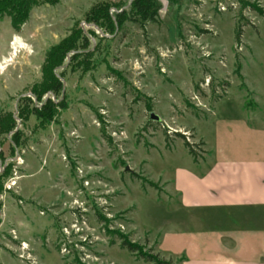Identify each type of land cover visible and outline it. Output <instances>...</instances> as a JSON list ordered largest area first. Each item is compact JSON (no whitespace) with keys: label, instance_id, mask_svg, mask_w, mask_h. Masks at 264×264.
<instances>
[{"label":"rangeland","instance_id":"374dc122","mask_svg":"<svg viewBox=\"0 0 264 264\" xmlns=\"http://www.w3.org/2000/svg\"><path fill=\"white\" fill-rule=\"evenodd\" d=\"M134 1L36 0L17 29L0 17V69L12 60L0 70V119L18 116L73 33L93 51L92 70L58 71L52 120H18L20 148L0 134V264H153L122 238L181 264L160 247L175 212L169 183L228 149L263 157L264 0H154L147 23ZM98 3L129 20L97 29L87 17Z\"/></svg>","mask_w":264,"mask_h":264},{"label":"crops","instance_id":"0c3cea01","mask_svg":"<svg viewBox=\"0 0 264 264\" xmlns=\"http://www.w3.org/2000/svg\"><path fill=\"white\" fill-rule=\"evenodd\" d=\"M244 150L228 149L201 173L183 171L169 183L175 212L163 252L181 264H264V155Z\"/></svg>","mask_w":264,"mask_h":264},{"label":"trees","instance_id":"16d2710c","mask_svg":"<svg viewBox=\"0 0 264 264\" xmlns=\"http://www.w3.org/2000/svg\"><path fill=\"white\" fill-rule=\"evenodd\" d=\"M49 3V1H48ZM36 4V0H0V17H11L13 21V28L17 29L27 19L30 6ZM133 7L137 11L142 22H155V2L154 0H135ZM116 8L110 3H98L93 6L87 19L88 23L93 24L97 29L105 30L107 33H113L117 28H121L129 19L126 17V11L112 10ZM242 31L236 33V44L241 43ZM93 51L90 49V40L83 31L75 32L69 38L65 39L59 46L53 48L50 52L44 73L45 77L41 84L34 86L30 98H24L22 103L28 102L32 106L25 107L22 103L19 105L18 116L9 114L6 119H0V134L11 135L12 148H20L22 146L19 132L17 130L18 120L26 122L29 116L34 115L40 119L52 120L54 114L53 109L61 108V103H56L51 97L59 99L63 96V75H59L58 71L65 68V66H72L78 62L79 68L84 71L92 70ZM37 102V105L34 102ZM183 139L184 136L179 135ZM190 154L194 157L195 162L198 160L195 157V152L189 143H185ZM123 248L129 250L131 253L138 254V256L153 264H170L161 262L158 257L152 256L150 253H145L143 249L129 241L122 238Z\"/></svg>","mask_w":264,"mask_h":264},{"label":"bare ground","instance_id":"6f19581e","mask_svg":"<svg viewBox=\"0 0 264 264\" xmlns=\"http://www.w3.org/2000/svg\"><path fill=\"white\" fill-rule=\"evenodd\" d=\"M22 47H23V44H22L21 40L18 39V38H16L15 41H14V43L12 44V49L17 53L18 52V49H20ZM10 62H12V60H10V59H4V61L1 64V69H4L3 66L9 64Z\"/></svg>","mask_w":264,"mask_h":264},{"label":"water","instance_id":"95a60500","mask_svg":"<svg viewBox=\"0 0 264 264\" xmlns=\"http://www.w3.org/2000/svg\"><path fill=\"white\" fill-rule=\"evenodd\" d=\"M151 119L154 121H160V118L158 116H156L155 114H151ZM18 131V129L16 130V132Z\"/></svg>","mask_w":264,"mask_h":264}]
</instances>
